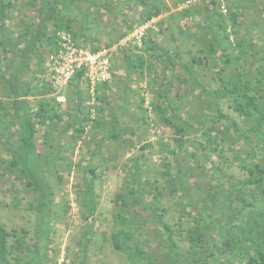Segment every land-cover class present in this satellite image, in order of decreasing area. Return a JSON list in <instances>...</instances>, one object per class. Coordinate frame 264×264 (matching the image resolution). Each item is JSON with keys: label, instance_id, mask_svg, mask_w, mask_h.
Masks as SVG:
<instances>
[{"label": "trees", "instance_id": "16d2710c", "mask_svg": "<svg viewBox=\"0 0 264 264\" xmlns=\"http://www.w3.org/2000/svg\"><path fill=\"white\" fill-rule=\"evenodd\" d=\"M124 1L123 6L132 0ZM238 1L232 0L230 6L228 0H209L211 9L206 7L204 18L197 23L200 12L194 6L189 7V0H176L173 11L165 17L162 13L169 9L164 2L137 0L142 6L137 26L160 17L158 26L146 31L141 46L129 42L109 55L110 66L115 55L123 57L124 87L129 69L138 70L140 79L150 76L145 90L149 107L145 105L146 98L140 95L138 110L143 116L137 122L147 123L149 111L153 112L174 135L172 143H161L163 157L169 159L163 161L160 170L163 187L155 185L157 180L141 178L143 162L136 158L125 168L130 177L125 181L126 191L115 198L118 209L112 218L113 225L119 229L108 240L117 251L125 249L136 264H152L132 235V229L145 227H152L158 232L156 237H161L166 252L163 264H264V0ZM245 2L257 14L256 19H249L253 29L242 21L246 16ZM87 3L94 5L92 0H0V147L11 153L7 169L34 193L35 200L28 207L39 216L37 239L29 246H25L23 235L8 231L0 224V264H50L53 251L48 248V233L52 228L53 191L48 177L53 175L62 182L66 174L81 171V206L87 216L93 217L97 205L94 181L104 172L102 162L93 165L92 161L103 149L104 142L119 140L125 130L115 116L110 115L109 122L104 116L107 109L118 115L124 111L123 105L115 108L107 98L106 92L113 87L111 68L110 80L94 85L86 71L79 70L66 86L65 109L57 100L63 95V88L56 90L47 80L48 67L42 53L50 54L56 49L58 33L70 34L77 47L94 53L112 47L133 31L123 19L125 29L117 37H111L112 31L107 32L109 37L104 42L92 37L90 32L94 31L92 26L97 18L87 15L83 9ZM222 4L225 12L220 9ZM103 10L116 17L121 8L116 12ZM210 17L208 24L205 21ZM181 20L194 26L199 34L197 40L204 42L201 53L205 56L193 57L191 62L214 70L218 84L213 90L197 82L187 65H181L184 76L178 80L182 75L173 74L174 59L178 55L176 44L169 52L154 40L158 32L165 30L171 32V41L177 29L181 37L188 36L178 26ZM84 43L91 46L87 48ZM145 53L153 59L152 63L144 57ZM164 59L172 73L159 82L160 77L152 70L157 60L165 63ZM173 83L189 85L187 92L197 90L195 98L205 103L206 114H196V99L187 102L189 108L185 110L183 99L171 90ZM28 97L35 100L32 107ZM171 97L179 104L172 103ZM226 100L236 118L222 112L220 102ZM12 126L16 127L14 132ZM105 126L109 131H103ZM196 132L200 133L203 143L188 136ZM78 143L82 160L86 155L87 158L73 162L65 153H73ZM225 143L229 144V151L235 152L231 160L246 174L238 184L224 170L229 160L222 149ZM89 144L92 152L85 154ZM145 148L147 145L141 146ZM183 150L194 160L201 174L198 178L195 173L177 166L175 157ZM211 155L217 161H212ZM199 181L204 182L201 188L194 185ZM165 197H177L182 202L179 219L189 217L185 218L188 223L185 228L180 221L170 225L162 220L163 215L157 212L154 203ZM16 201L13 206L19 208L21 200ZM89 234V231L84 233L83 256ZM176 237L187 242L184 250L178 247ZM145 245L150 248L152 242L146 241ZM83 263L82 260L77 264Z\"/></svg>", "mask_w": 264, "mask_h": 264}, {"label": "rangeland", "instance_id": "374dc122", "mask_svg": "<svg viewBox=\"0 0 264 264\" xmlns=\"http://www.w3.org/2000/svg\"><path fill=\"white\" fill-rule=\"evenodd\" d=\"M92 1L94 5H91V3L83 5V9H85L87 15L97 18V22L92 26L94 31L90 32L92 37L94 36L98 40L104 42L105 39L109 37V34H107L108 31H112L111 37H117L125 29V26H123L122 23L123 19L128 23L129 27L135 28L137 26L138 16L142 9L140 4L135 2L128 7V5L123 6L121 4L123 0ZM189 1V7L194 6L196 11L200 12L199 16H197L198 23V21H200L199 19H202L205 16L206 7L209 10L211 9V7L208 6L209 0ZM231 1L232 0H228L230 6L232 5ZM237 1L238 0H233L234 3ZM169 3L173 4L171 1H169ZM238 3H241V1L239 0ZM243 5L246 7V16L245 18H242L243 24L248 28L253 29V26H251L252 23L249 22V19H256L257 14L254 8H248V2H245ZM103 8L114 12H116L117 9L120 11L121 8V11L118 16L115 17L112 15L109 16L108 13L104 12ZM211 18L212 17L208 18L205 22L209 24ZM14 19H17V17L14 16ZM79 19L82 23L81 18ZM159 20L160 17L158 20H155L157 22L151 24L152 28L158 26H156V24H158ZM181 21L182 22L178 23V26L181 27V31L185 32L190 38L188 36L181 37V32L177 29L172 33L174 36L172 41L170 39L171 32L168 33L166 30L158 32V34L154 36V40L159 47L169 52L173 51L176 44L178 55L174 59L175 72L173 74L175 75L176 73L177 75H182L177 78L178 80H181L184 76V73L180 68L181 65H187L188 67H191L192 74L195 76L197 82L205 86L207 89L213 90L218 84V81L215 80L214 70L191 62L193 57L205 56L201 53V50L204 49V42L197 40L199 34L194 26H188L185 24L184 20ZM75 28L76 27H74V29ZM115 29L119 30L114 32L113 30ZM156 30L159 31V27ZM251 34H255V31L252 30ZM83 46L88 48V46L91 45H89V43H84ZM42 55L44 60L47 59L48 54L46 51L43 52ZM149 56V54H144V57L147 58L148 62L150 61L152 63L153 59ZM122 60L123 57L120 58L119 55H115L111 60V70L112 75H114V80L112 78L111 81L113 87L106 93L107 98H109L113 107L117 108L118 105H123L124 111L121 115H118L115 112L112 113V110L107 109L104 112V116L107 122L110 120V115L115 116L118 123L125 126V130L119 140L104 142L103 149L97 153L92 161L93 165L102 162V172H104L101 177L94 181V192L97 195L95 201L97 205L93 217L87 216L85 209L81 206L82 195L80 194V191L83 186V173L81 174V171L78 173L72 171L70 175L66 174L63 177L62 182H58L57 178L53 175L50 177L45 175L46 178H49L53 191V212L51 214L52 228L48 233V248L53 251L52 255H50V264H77L82 260L84 262L83 264H136V262L128 257L125 249L117 251L108 240L110 234L119 229L117 226L113 225L114 220L112 218L113 213L118 209L115 198L117 194L126 191L124 186H126L125 181L129 177V171L127 172L125 168L136 158H141L143 162V169L140 174L141 178L148 181L157 180L158 182H156L155 185L158 187L160 186L161 188L163 187L162 181H160L159 178L161 173L160 170L163 169V161L167 162L169 159L163 157V146L161 143H172L174 135L172 134L171 129L164 127L159 122L157 115L153 112L149 111L147 123L137 122V118L143 116L138 110L140 95H143L146 98L147 102L145 105L149 107L148 97L145 90L147 88L146 83L149 81L150 76L140 79L141 76L138 74V70L134 68L129 69V71L127 70L129 79L126 81V86L124 87L123 84L125 83L124 77L126 76V70L122 64ZM167 64L168 61L166 60L165 63H161L157 60L154 64L155 66L152 73H155L160 77L159 82H162L163 79L169 78L172 73L166 68ZM188 87L190 86L184 83L180 85L173 83L171 90L172 92L178 93L181 99H183L182 105L185 110L189 108V106H186V103L196 99V103L198 104V111L196 114L198 116L206 114V110H204L205 103L201 104V99L195 98L197 90L195 92H187ZM61 90L63 95L59 96V99H62L63 101L59 100V103L61 104V108L65 109L68 105L65 101V94L67 93L68 88L64 87ZM27 99L32 107L35 100L33 97H28ZM171 102L176 105L179 104L175 97H171ZM229 103L228 100L220 102V108L223 113L229 115L231 118H236V114L229 109ZM69 105H72V102H70ZM184 115L185 112H182V116ZM10 128L13 132L16 130V127L14 126ZM104 130L109 131L106 126L103 128V131ZM188 136L191 139H200L201 143L204 142L199 132L189 134ZM15 139L16 138H13V140ZM195 142H198V140H195ZM80 145V143L77 144L76 148L73 149V153H65V155L70 156V159L73 162L82 160V155L78 149ZM143 145H147V148L141 149V146ZM92 149V145L89 144L88 153L85 154H89V151L92 152ZM222 149L223 153H225L229 159L226 162V168H224V170L229 176H232V181L235 184L242 182L246 178V174L240 169L237 162L231 160L235 152L229 151L230 148L227 143H225ZM235 149H237V146ZM84 151H86V149ZM187 151H192V148L189 147ZM112 155L115 157L112 158ZM86 156L84 160L87 158ZM10 159L11 153L9 150L5 147H0V224L8 231L15 230L18 235H23L25 246H29L34 244L37 239L35 237V232L38 229L39 223V216L28 207L29 204L35 200V195L31 190L22 185L15 175L7 169V162ZM175 159L177 166L181 168V170L195 173L196 178L201 175L198 168L195 167L194 160H192L184 150L179 153ZM211 160L217 161L216 156L211 155ZM82 164H84V162ZM99 168H101V166L96 169L97 173L100 170ZM208 173L210 174V170ZM191 181L193 182L192 179ZM194 185H198L201 188L204 186V182L199 181ZM227 186L231 187L230 185ZM16 200H21L19 208L13 206V203ZM197 201H200V199ZM181 203L182 202H180L177 197H165L161 199L159 203L155 202L154 205L157 207V212L159 214L162 213V220L164 222L170 225H175V223L180 221L185 228L188 224L186 223L185 218L189 219V217L185 215L182 216V219H179ZM86 231H89L90 234L86 245V252L83 256V241L84 233ZM132 231L134 240L140 242V247L145 252L147 260H150L152 264H163L166 259V252L161 237H156L158 232H154L152 227L132 229ZM182 237H185V234H183ZM175 239L178 241V247L181 251L187 247L185 239L178 240L177 237ZM146 241L148 244L152 242L150 248L145 245Z\"/></svg>", "mask_w": 264, "mask_h": 264}, {"label": "built area", "instance_id": "2783aa9c", "mask_svg": "<svg viewBox=\"0 0 264 264\" xmlns=\"http://www.w3.org/2000/svg\"><path fill=\"white\" fill-rule=\"evenodd\" d=\"M220 1L222 2L223 0ZM220 9L222 12L226 11L224 4L221 5ZM155 20H158V18L136 26L131 33L121 38L112 47L103 48L94 53L88 49L77 47L70 34L64 32L58 33L57 47L52 53L48 54L46 59L48 67L47 79L50 85L56 90L66 87L81 69L86 71L91 85H94L96 82L110 80L111 66L109 55L119 46H125L129 42H134L138 46H141L146 31L152 28L151 24L157 22ZM57 100L62 99L58 97Z\"/></svg>", "mask_w": 264, "mask_h": 264}, {"label": "crops", "instance_id": "0c3cea01", "mask_svg": "<svg viewBox=\"0 0 264 264\" xmlns=\"http://www.w3.org/2000/svg\"><path fill=\"white\" fill-rule=\"evenodd\" d=\"M162 1L164 2L165 7L169 9V12L162 13V17H165V16H168L173 11L172 4H170L169 1H171L172 3H174L176 0H169V1L168 0H162ZM135 2L137 3V0H132V1H130V3L125 2V6L128 5V7H129V6H131L132 3H135Z\"/></svg>", "mask_w": 264, "mask_h": 264}]
</instances>
